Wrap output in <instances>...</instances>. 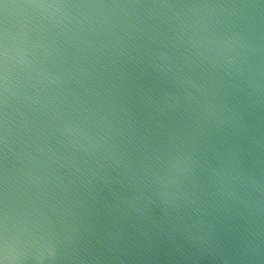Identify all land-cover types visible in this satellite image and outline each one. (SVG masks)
<instances>
[{"label": "water", "instance_id": "obj_1", "mask_svg": "<svg viewBox=\"0 0 264 264\" xmlns=\"http://www.w3.org/2000/svg\"><path fill=\"white\" fill-rule=\"evenodd\" d=\"M0 264H264V0H0Z\"/></svg>", "mask_w": 264, "mask_h": 264}]
</instances>
